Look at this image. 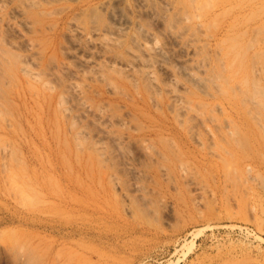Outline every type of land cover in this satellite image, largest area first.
<instances>
[{
  "label": "rangeland",
  "instance_id": "1",
  "mask_svg": "<svg viewBox=\"0 0 264 264\" xmlns=\"http://www.w3.org/2000/svg\"><path fill=\"white\" fill-rule=\"evenodd\" d=\"M263 183L264 0H0V264H264Z\"/></svg>",
  "mask_w": 264,
  "mask_h": 264
},
{
  "label": "bare ground",
  "instance_id": "2",
  "mask_svg": "<svg viewBox=\"0 0 264 264\" xmlns=\"http://www.w3.org/2000/svg\"><path fill=\"white\" fill-rule=\"evenodd\" d=\"M190 1H191V0H189V2H190ZM192 1H193V0H192ZM182 2H184V1H182ZM177 3H178V1H177ZM191 4H192V3H191ZM182 5H183V4H182ZM188 6H189V5H188ZM190 6H191V5H190ZM190 6H189V7H190ZM179 7H180V6H179ZM191 7H192V6H191ZM107 12H108V11H107ZM182 12H183V11H182ZM177 13H178V12H177ZM177 13H176V14H177ZM184 13H185V12H184ZM107 14H108V13H107ZM109 14H110V13H109ZM185 14L187 15V13H185ZM177 15H178V14H177ZM181 15H182V14H181ZM187 16H188V15H187ZM172 17H173V16H172ZM172 17H171V18H172ZM177 17H178V16H177ZM185 17H186V16H185ZM173 18H175V17H173ZM188 19H189V18H188ZM172 20H173V19H172ZM174 20H175V19H174ZM153 51H154V50H153ZM190 76H191V75H190ZM213 76H214V75H213ZM219 76H220V75L218 74V77H219ZM211 77H212V76H211ZM216 77H217V76H216ZM221 77H222V75H221ZM198 78H199V77H198ZM194 79H195V78H194ZM212 79H213V77H212ZM224 79H225V78H224ZM221 80H222V79H221ZM208 81H210V80H208ZM223 82H225V81H223ZM199 83H200V82L197 81V84H199ZM217 86H218V84H217ZM203 87H204V85H203ZM212 87H213V86H212ZM216 90H217V88H216ZM262 182H263V181H262ZM263 184H264V183H263Z\"/></svg>",
  "mask_w": 264,
  "mask_h": 264
}]
</instances>
